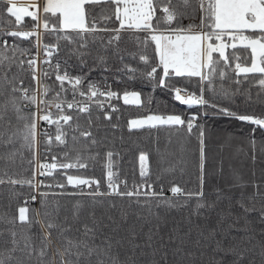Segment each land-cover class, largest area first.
I'll list each match as a JSON object with an SVG mask.
<instances>
[{
  "label": "snow or ice",
  "instance_id": "snow-or-ice-1",
  "mask_svg": "<svg viewBox=\"0 0 264 264\" xmlns=\"http://www.w3.org/2000/svg\"><path fill=\"white\" fill-rule=\"evenodd\" d=\"M0 3L7 5L4 11L15 19L16 25H22L25 18L34 21L29 30L5 31L0 28V70H3L0 71V146L8 149L6 155H0V162L5 165L0 167V185H19L32 189L24 197L22 205L17 207V215L7 222L27 225L29 229L33 225H40L41 246L37 252L39 257L47 255L53 231L60 234L65 244L63 251L57 249L59 264H138L137 255L143 250L141 245L136 243V235L130 233V247L122 254L117 247L120 242L98 230L94 213L92 226L87 223L83 225L81 239L68 237L67 234L73 229L67 224V220L64 223L57 222L59 205L52 211H46L44 215L47 219L41 223L36 218L40 213L30 207L39 195L42 198V208H47V197L50 193L40 192L41 187L58 188L61 190L58 193L61 196L86 195L93 201L97 197L119 196L134 199L140 204L143 197V207H148L151 201L171 202L170 198L165 197L162 184L157 191L147 181L142 184L134 183L129 187L127 181L119 180L118 174L113 171L114 153L111 150L105 153L106 191L100 190V179L69 174L68 170L87 169L88 162L100 155L98 151L92 152V149L102 143L93 134L94 126H97L95 121L100 119L97 116L94 121L93 107L103 113L105 120L111 121L112 113L118 112L119 109L110 101L122 99L125 105L143 104L139 91L124 90L121 94L113 91L106 83L101 86L89 80L91 69L88 73L81 74H73L70 71L69 60L73 57L79 61L81 68L86 66L85 58L92 55L90 44L94 46L99 43L104 52L112 49L113 53L123 60L119 48L121 33H146L143 39L139 36L134 39L138 45L144 47L149 42L154 44L158 63L151 64L150 70L143 73L153 84V90H167L172 94L174 101L189 108L198 106L204 109L191 114L175 110L170 113H150L128 121L130 131L145 127L176 126L192 134L195 129L199 145L198 188L196 191H189L178 184H172L169 191L174 197L183 196L186 200L195 198L196 216L217 207L215 203L205 200L204 192L206 118L213 115L225 116L253 125L248 143L253 149L252 158L255 160V133L257 128L264 132V114L239 113L228 106L217 104L212 97L222 96L231 101L239 91L241 75L247 80L249 74H260L258 84L264 90V0H45L43 6L40 0H0ZM101 4L113 7L110 13L101 9V14L97 17L90 6ZM197 13L200 14L198 25L183 24L185 19L194 20ZM108 22L117 26L109 27ZM0 23L3 21L0 20ZM98 33L110 35L105 38L98 36ZM44 36L54 37L55 42H44ZM4 37L31 40L36 51L32 53L15 42L9 43ZM41 48L43 58L40 54ZM238 48L244 49L246 55L241 57L237 52ZM62 49L68 50L67 58L57 59L53 63V57L58 56ZM93 59L105 71L109 70L105 56L97 55ZM139 60L149 64V57L145 54H140ZM13 66L16 67V72H12ZM158 69L162 73L159 78ZM118 71L129 74V78H135L140 69L124 64ZM21 72L30 75L31 84L25 85L24 79L19 75ZM229 72L237 77L233 80L238 86L236 91L224 86L223 81L229 78ZM192 77L197 78L195 92L173 83L176 78ZM49 80L52 82L48 83ZM217 81H220L219 86ZM206 93L209 98H206ZM106 108L109 110L105 111ZM209 108L212 109L211 112L207 111ZM49 127H54V133L49 132ZM81 141H84L83 145H80ZM41 144L46 156L51 154L53 144L60 147L62 152L51 155V163H41ZM18 145L30 153L28 164L31 166V175L28 177L18 176L7 167L14 161L19 151ZM78 145L80 146L77 147ZM147 159L144 153L139 156L141 177L148 176L145 163ZM56 171L62 175L63 182L46 184L44 180L38 179L51 177ZM69 187L75 191L66 192ZM20 195L22 194L14 193V198ZM220 195L218 191V200ZM240 207L245 214L259 212L261 220L264 221V206L257 209L254 204L248 206L241 203ZM83 208L84 204L80 201L73 204V219H79ZM4 220L5 216L0 215V221ZM219 222L220 230H212L213 239L222 236L221 240L215 241L217 254L223 255L225 261L231 257L228 264H246L250 255L258 256L260 264H264V231L258 234L257 240V234L249 225H245L241 231L235 220L231 224L227 223L226 219ZM233 233L237 239L230 241ZM0 235L3 233L0 232ZM10 235L12 247L6 257L4 253H0V264H9L13 259L12 254L18 250L20 242L16 239L17 232L10 230ZM22 239L24 245L21 250L27 249L30 255L37 251L32 237L25 235ZM169 239L171 240V237ZM152 240L153 235L150 233L146 246H150ZM159 264H163V261ZM248 264H254V261H248Z\"/></svg>",
  "mask_w": 264,
  "mask_h": 264
},
{
  "label": "trees",
  "instance_id": "trees-1",
  "mask_svg": "<svg viewBox=\"0 0 264 264\" xmlns=\"http://www.w3.org/2000/svg\"><path fill=\"white\" fill-rule=\"evenodd\" d=\"M6 4L0 3V28L7 30H29L34 21L25 18L22 25H16L15 19L11 17L4 9ZM94 9L93 14L97 17L101 14V9L110 13L112 5L101 4L90 6ZM189 23L199 24L200 14L197 13L194 20L185 19L184 25ZM109 27H116L117 24L108 22ZM163 27V25H161ZM98 36L107 38L110 33H98ZM147 34L143 32L126 31L121 33L119 44L120 56L115 55L112 49L104 52L99 43L89 45L92 55L86 57L87 64L81 68L79 61L73 57L69 60L70 71L73 74L88 73L89 80L97 82L100 85L110 83L112 90L123 93L124 90H135L141 92L143 104L125 105L122 99L114 100V106L119 111L112 113V120L103 118V113L93 107L92 116H98L100 119L95 121L97 126L93 128V134L98 141L102 143L92 149V152H99L94 160H90L87 169L68 170L69 174H78L85 177H94L101 180V191H106L104 167L106 163L105 153L113 151V171L118 174L119 180L127 181L129 187L135 184H142L145 181L151 183L159 191L162 184L164 195L170 198V203L162 201H151L148 207H143L144 198L137 204L134 199L121 198L119 196L97 197L95 201L88 196H68L59 195L60 189L41 187L40 192H48L47 208H42L41 197L30 205L40 213L37 219L44 223L46 211H52L59 205L58 221L71 225L72 231L68 233L70 239L83 238V225L87 223L90 227L93 224L92 214L95 216V224L98 230L106 235L114 237L121 253L129 247V234H135L136 243L141 245L142 251L137 255L138 264H228L224 256L215 251L216 240H221L222 236L213 239V228L220 230V220H227L231 224L234 220L238 222L237 226L243 231L245 225L253 228L259 240V233L264 231V221L261 220L259 212L245 214L240 207L241 203L248 206L255 205L257 209L264 206V132L257 128L255 160H253V149L248 143L250 133L254 127L251 124L238 121L233 118L213 115L205 119V200L209 203H215L217 207L212 210L203 211L199 216L194 214L197 200H186L185 197H174L169 191L172 184H178L189 191H196L198 188L197 177L199 145L196 139V131L189 134L186 129L176 126H158L157 128H143L129 130L128 121L150 113H170L173 110L191 114L192 112L204 111V109L193 106L189 108L176 102L172 94L167 90L156 88L153 90V84L149 82L143 73L150 70L151 64L158 63V56L154 51V44L149 42L146 47L138 45L134 37L139 36L143 39ZM9 43H17L21 48L29 49L32 53L34 48L31 40L16 39L4 37ZM34 40V38H32ZM43 41L54 43L55 38L44 36ZM63 43V42H61ZM231 52V49L228 50ZM67 49H62L58 56L53 57V63L57 59L67 58ZM238 54L243 57L246 55L242 48L237 49ZM135 53V56L129 55ZM145 54L149 57V64L146 65L139 60V55ZM102 55L106 57L108 71H105L93 57ZM215 55V54H214ZM19 56V54H17ZM23 58V57H20ZM124 64L140 69L135 78H129V74L118 71ZM3 71V70H0ZM15 66L12 72H16ZM160 69L157 71V78L161 75ZM24 79L25 85L32 83L30 75L27 72L19 74ZM229 78L223 81L224 86L236 91L237 85L233 80L237 77L229 72ZM260 74H249L245 80L243 75L239 77L242 83L239 85V91L231 101L221 97H212L214 102L221 106H228L239 113L254 115L264 114V90L258 84ZM52 81L49 80L48 83ZM178 87H188L190 91L197 89V78H176L173 80ZM220 81H217L219 86ZM7 89V85L4 86ZM259 93V95H257ZM7 95V91H6ZM149 97L151 102L149 103ZM250 97V98H249ZM69 98H71L69 96ZM206 98L209 94L206 93ZM109 109L105 110L108 111ZM211 112L212 109H207ZM10 115V114H9ZM7 119V116H6ZM83 122V118H82ZM115 125V127H113ZM54 127H49V132L54 133ZM84 141L80 142L83 145ZM78 145L77 147H79ZM19 148V145L17 146ZM8 149L0 146V155H6ZM39 159L41 163H51V155H58L62 152L60 147L55 144L51 147V154L45 155L44 146H40ZM141 153L147 155L145 162L148 169V176H140ZM75 153H73L74 155ZM30 153L23 148L19 151L7 167L18 176L28 177L31 175L28 160ZM0 162V167H4ZM44 180L46 184H56L63 182V177L59 171L53 173L51 177H38ZM32 191L31 188L19 185H0V215L5 216L4 221H0V253L8 255V250L12 247L10 230L17 232L16 239L20 242L18 250L13 253V259L9 264H59L60 256L57 249L64 250L65 244L57 231L52 233L51 247L47 255L43 258L37 255L40 244V225H33L30 229L27 225L19 223L10 224L8 219L17 215L16 209L22 205L23 199ZM66 192L75 191L71 187ZM220 192V198L217 199V192ZM14 193H21L18 198H14ZM51 193H57L52 195ZM80 201L84 208L79 219H73L71 209L73 204ZM230 214V215H229ZM31 215V213H30ZM219 218V219H218ZM47 231V229H44ZM153 235L150 246H146L147 237ZM32 237V243L36 252L31 255L27 249H23V236ZM171 237V240L169 239ZM102 238V237H101ZM235 233L229 238L230 241L236 240ZM248 261H254V264H260L258 256L250 255ZM246 261V264H248ZM83 264V262H82Z\"/></svg>",
  "mask_w": 264,
  "mask_h": 264
},
{
  "label": "built area",
  "instance_id": "built-area-1",
  "mask_svg": "<svg viewBox=\"0 0 264 264\" xmlns=\"http://www.w3.org/2000/svg\"><path fill=\"white\" fill-rule=\"evenodd\" d=\"M35 39V38H34ZM36 50H35V48H34V52H35ZM33 52V53H34ZM41 58H43V49L41 48ZM43 67V66H42ZM108 85H110V83H107ZM101 86H103V85H101ZM111 86V85H110ZM111 89H112V87H111ZM69 99H71V98H69ZM110 103L113 105L114 104V100H112V101H110ZM108 108H106L105 110H107ZM44 127H47V125H43ZM48 130H49V128H48Z\"/></svg>",
  "mask_w": 264,
  "mask_h": 264
},
{
  "label": "crops",
  "instance_id": "crops-1",
  "mask_svg": "<svg viewBox=\"0 0 264 264\" xmlns=\"http://www.w3.org/2000/svg\"><path fill=\"white\" fill-rule=\"evenodd\" d=\"M44 3H45V0H40L41 6H43Z\"/></svg>",
  "mask_w": 264,
  "mask_h": 264
}]
</instances>
